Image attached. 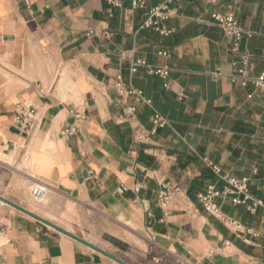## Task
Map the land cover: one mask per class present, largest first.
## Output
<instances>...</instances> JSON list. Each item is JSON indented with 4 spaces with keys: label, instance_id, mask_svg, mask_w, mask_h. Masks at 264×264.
I'll list each match as a JSON object with an SVG mask.
<instances>
[{
    "label": "crops",
    "instance_id": "crops-1",
    "mask_svg": "<svg viewBox=\"0 0 264 264\" xmlns=\"http://www.w3.org/2000/svg\"><path fill=\"white\" fill-rule=\"evenodd\" d=\"M142 1L0 0V156L48 201L7 199L128 264H264V208L217 198L246 227L236 233L198 203L224 174L249 179V203L264 199V96L250 81L264 73V0L174 1L169 35L142 28L163 0ZM215 13L245 32L236 50ZM138 61L169 75L133 73ZM120 80L151 104L121 94ZM155 114L168 125L151 134ZM163 183L187 195L168 216ZM0 204V264H116Z\"/></svg>",
    "mask_w": 264,
    "mask_h": 264
},
{
    "label": "built area",
    "instance_id": "built-area-1",
    "mask_svg": "<svg viewBox=\"0 0 264 264\" xmlns=\"http://www.w3.org/2000/svg\"><path fill=\"white\" fill-rule=\"evenodd\" d=\"M28 1V0H26ZM174 1L178 0H163L162 3L157 5L156 7L151 8L147 12V18L143 23L142 28H152L159 32L162 35H169L171 31L163 29L161 27V23L164 21H168L176 15V10L172 7ZM116 6H119L118 1L114 3ZM145 6L144 1L142 0H133L132 7L133 8H143ZM213 22L223 31L225 36L234 42V49L236 50L239 46L240 42L244 38L245 32L240 27V24L237 18L233 14L222 15L219 13H215L212 15ZM164 56H168L167 53H162ZM243 67L237 70V73L243 79V85H246L249 79L246 74V65L247 60H243ZM139 67H146L148 72L152 75L160 76L166 79L169 75V69L165 68H153L145 61H138L132 64L131 71L136 73ZM256 91L264 96V73L258 75L250 79ZM118 87L120 88V93L123 95H135L139 98V100L145 101L147 104H151L150 100H145L142 97V93L140 91L130 89L126 90L123 87V83L120 80ZM167 87V85H166ZM134 109H130V112H133ZM36 109H32L30 111V115H35ZM80 117V116H77ZM153 128L151 134H156L160 129L165 128L168 125L167 120L159 114H155L153 117ZM78 131V127L71 126L65 128L61 131V135L63 136H72L75 135ZM139 140L144 142L148 140V137L140 136ZM213 171L220 175L221 169L217 165L210 163ZM221 179L224 181L225 186L223 189H218L214 185H209L205 191V193L198 196V203L203 208V210L221 220L229 229L236 233H244L246 227L239 221L230 218L224 215L220 209V206L216 203V199L226 194H233L235 198L233 199L234 205H244L248 212L255 213L258 208H264V199H253L251 203L250 192H249V179H237L235 177L230 176L229 174H224L221 176ZM34 195L37 197L43 196V191L34 190ZM187 195L184 189L178 185H170L167 183L162 184V188L158 194V205L165 211V215L168 216V210L171 205L174 203L186 199Z\"/></svg>",
    "mask_w": 264,
    "mask_h": 264
},
{
    "label": "rangeland",
    "instance_id": "rangeland-1",
    "mask_svg": "<svg viewBox=\"0 0 264 264\" xmlns=\"http://www.w3.org/2000/svg\"><path fill=\"white\" fill-rule=\"evenodd\" d=\"M16 165L18 164L15 158L0 156V195L22 201L31 196L36 202L47 205V203L45 204L48 201L47 198L34 195V185L30 183L29 177L17 168L20 166ZM60 201L62 200L60 199ZM59 203L60 205L64 204L63 201Z\"/></svg>",
    "mask_w": 264,
    "mask_h": 264
},
{
    "label": "water",
    "instance_id": "water-1",
    "mask_svg": "<svg viewBox=\"0 0 264 264\" xmlns=\"http://www.w3.org/2000/svg\"><path fill=\"white\" fill-rule=\"evenodd\" d=\"M0 202L8 205L10 207H13L14 209L34 218L35 220L39 221L40 223L71 237L72 239H74V240L80 242L81 244L89 247L90 249L94 250L95 252H97L101 255H104L105 257L109 258L111 261H113L116 264H128L125 261L121 260L120 258L116 257L115 255H113V254L105 251L104 249L94 245L93 243L87 241L86 239L81 238V237L77 236L76 234L71 233L70 231H67L66 229L60 227L59 225L41 217L40 215H38L36 213L29 211L28 209L22 207L21 205L13 202V201H11V200H9V199L1 196V195H0Z\"/></svg>",
    "mask_w": 264,
    "mask_h": 264
},
{
    "label": "bare ground",
    "instance_id": "bare-ground-1",
    "mask_svg": "<svg viewBox=\"0 0 264 264\" xmlns=\"http://www.w3.org/2000/svg\"><path fill=\"white\" fill-rule=\"evenodd\" d=\"M40 191H41V189H40ZM1 203V202H0Z\"/></svg>",
    "mask_w": 264,
    "mask_h": 264
}]
</instances>
